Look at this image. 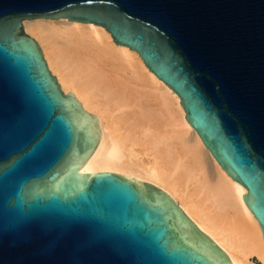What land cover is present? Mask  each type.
<instances>
[{
  "label": "water",
  "instance_id": "obj_1",
  "mask_svg": "<svg viewBox=\"0 0 264 264\" xmlns=\"http://www.w3.org/2000/svg\"><path fill=\"white\" fill-rule=\"evenodd\" d=\"M102 25L175 92L264 239V0H0V264H232L158 187L82 172L96 115L23 20Z\"/></svg>",
  "mask_w": 264,
  "mask_h": 264
},
{
  "label": "bare ground",
  "instance_id": "obj_2",
  "mask_svg": "<svg viewBox=\"0 0 264 264\" xmlns=\"http://www.w3.org/2000/svg\"><path fill=\"white\" fill-rule=\"evenodd\" d=\"M64 93L98 118L82 172L109 171L166 192L232 264H264V239L233 180L185 119L179 96L104 26L68 18L23 20Z\"/></svg>",
  "mask_w": 264,
  "mask_h": 264
},
{
  "label": "rangeland",
  "instance_id": "obj_3",
  "mask_svg": "<svg viewBox=\"0 0 264 264\" xmlns=\"http://www.w3.org/2000/svg\"><path fill=\"white\" fill-rule=\"evenodd\" d=\"M256 263L260 264L259 262H256Z\"/></svg>",
  "mask_w": 264,
  "mask_h": 264
}]
</instances>
